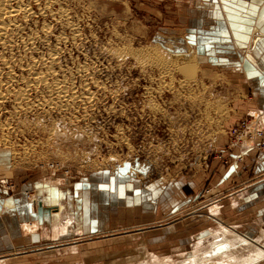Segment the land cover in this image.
<instances>
[{
    "label": "rangeland",
    "instance_id": "rangeland-1",
    "mask_svg": "<svg viewBox=\"0 0 264 264\" xmlns=\"http://www.w3.org/2000/svg\"><path fill=\"white\" fill-rule=\"evenodd\" d=\"M26 3L30 9L19 17L25 23L21 34L35 44L17 41L7 52L0 48V71L8 72L6 59L16 77L0 93L29 89L24 101L37 109L17 114L11 97L0 108V149L8 153L10 147L17 155L14 165L10 153L0 156V199L22 195L25 202L54 182L73 192L85 183L125 188L123 204L112 211L115 217L102 218L101 233L55 243L48 237L19 238L0 212V264H154V256L163 261L159 264H183L196 250L209 247L220 225L248 238L262 234L264 212L256 192L237 208L222 204L217 217L207 212L212 202L193 198L187 208L155 218L151 197L138 198L162 180L172 182L178 175L194 179L201 171L202 184L209 188L216 170L227 165L226 151L237 147L233 130L248 123L239 145L246 135L257 139L263 132L264 111L243 118L239 114L253 102L249 80L237 78V69L207 64L185 33L186 19L175 16L184 2ZM210 63L218 62L213 57ZM43 72L48 85H33ZM58 82L65 96L59 100L53 93ZM227 134L229 143L223 139ZM35 183L43 185L36 189ZM180 201L177 207L184 205ZM50 227L44 222L39 231Z\"/></svg>",
    "mask_w": 264,
    "mask_h": 264
},
{
    "label": "crops",
    "instance_id": "crops-1",
    "mask_svg": "<svg viewBox=\"0 0 264 264\" xmlns=\"http://www.w3.org/2000/svg\"><path fill=\"white\" fill-rule=\"evenodd\" d=\"M172 2L176 6L178 5L177 2L185 3V6L180 7L175 16L182 15L186 19L183 22V29L188 36L194 38L196 50L201 52L200 55L206 59V63L210 66H225L226 68L237 69L238 72L240 71L237 78L241 79L243 77L249 80L251 85L249 94L253 97L252 108L247 106L246 110H241L239 114L242 118L245 115L251 117L252 112L250 111L257 110V112L260 111L262 113L264 111V76L255 71L249 62L248 56L252 55L254 59L256 58L264 65V41H258L260 36H254L255 30L260 31L264 35V0H172ZM213 57L217 59L218 63H210ZM244 86L247 85L244 84ZM263 114L264 112L261 115ZM261 119L264 123V116H261ZM261 129L264 133V127ZM245 138L246 140L241 145L230 152L226 151L227 165L223 164L221 169L216 170L217 177L211 182L212 184H210L209 188L202 184L205 172L201 171V173L196 174L197 176L194 179L178 175L172 182H164L162 180V182L156 183L153 189L149 188L148 191H143L142 194H139V200L141 195L151 197L150 200L155 205V218L160 215H167V212H177V209H182L183 206L187 208L193 198L203 200V202L207 200L212 202L211 206L217 205L220 213V209L227 203L232 205L230 206L231 208L240 206L242 204L240 201L253 192L260 194L259 204L264 208V195L262 194V191H264V147H261L264 144V135L257 139H255L256 137L250 138L247 135ZM223 139L225 143L228 142L230 140L229 134ZM240 154L244 155L240 157ZM218 161L216 164L214 163V168L219 164ZM42 185V183H35L34 188L38 189ZM115 186L113 188L107 183H85L84 185L82 184L83 188H78L77 190L79 191L73 192L72 189L69 190L59 183L61 189L58 187L59 190H56L63 193L61 198L67 202L65 208L69 213L74 208L72 203L75 206L80 203L79 211L82 214L83 237L90 233L93 235L101 233L103 217H115L116 214H112V211L116 210L117 212L120 209L119 206L123 204L122 194L125 188H117V184ZM187 188L191 193H187ZM113 189H115L114 193ZM41 190L39 188V191ZM225 194L227 195L224 196ZM35 197L41 200L42 197L48 198L49 194L48 191L43 189L40 195L37 194ZM50 198L55 200L59 197L52 198L51 196ZM31 199L32 197L30 199L25 198V202H23L22 195H12L11 198L5 199L1 198V217L6 222L9 220L12 226L15 225L14 228L17 229L16 233H19V238L24 237L30 241L43 237L50 239L51 231L46 232V230H43L40 232L39 230L40 225L44 224V222H49L51 225L53 220L50 217H46L44 212L40 218L38 215L39 210L35 211L34 204L39 206L41 202L37 201V203L36 200L33 202ZM178 199L181 200L180 202L184 201V205L180 204V207H177ZM68 201H71V203ZM222 204H224L223 207H221ZM263 208L260 209L261 214L264 212ZM27 222H37L39 228H37L36 234L25 237L21 233V225ZM261 225L262 232L264 230V214L261 216ZM71 230L70 235L66 237L79 235L73 227ZM254 237H264V231L260 236L255 234L252 239ZM249 238H251L250 235ZM8 243L9 246L13 245L10 242V238H8Z\"/></svg>",
    "mask_w": 264,
    "mask_h": 264
},
{
    "label": "bare ground",
    "instance_id": "bare-ground-1",
    "mask_svg": "<svg viewBox=\"0 0 264 264\" xmlns=\"http://www.w3.org/2000/svg\"><path fill=\"white\" fill-rule=\"evenodd\" d=\"M26 2L27 0H0V48H2L4 52L5 51L7 52V50H11L12 46H14V44L17 41H20L21 43L30 42L32 44H35L34 38H32L31 36H24L21 34L22 31L24 30L23 27L25 23L24 24L20 23L19 17L21 16L22 13L23 14L29 13L28 9H30L29 4ZM28 2L30 3V0H28ZM254 36H260L258 41L264 40V35H262L260 31L255 30ZM17 37H19V39L16 40ZM27 45H29V43H27ZM4 62L6 64V69L8 70V72L4 73L0 71V89L3 85L9 86L10 84V87H12V85L16 81V77L13 73V65H11L9 62L6 63L7 62L6 59H4ZM249 62L251 63L253 67L257 68L261 72V74L264 76V71L258 67L257 62L254 60L252 56H249ZM31 75L32 77L34 76V74H31ZM3 76H5L6 80H3ZM47 81H48V76L46 73L43 72L41 73V76H38L37 78H35L34 81H32V84L35 85L37 83L36 85L38 84L48 85ZM60 84H62V82H58L56 86ZM33 90H34V87H32L31 85L30 91H33ZM53 90H54L53 93L56 95V98L58 100L65 98V96L61 94L63 90L62 86H58L54 88ZM28 91L29 89H26L23 91L22 90L20 91L10 90V93L13 95L9 94L8 96H4L0 93V108L2 109L5 108L3 104L5 103L4 101L8 100L11 97L13 98L12 100L14 102L13 103L14 111L17 114H24V112L27 113V111L28 112L32 111L34 107L32 105L33 102L25 103L24 101L28 99L27 98ZM15 129H18V128L15 127ZM259 133H261V131H258L256 135H258ZM0 148H2V146H0ZM7 148L8 146L4 147V149H7ZM9 148H8V153L0 149V156L3 155V157H5V155L8 156L7 154L10 153V157L8 156V159H10V161H12V165H14L15 163L13 162V160H14V157H16L17 155L16 153H13V151L10 152ZM1 151L4 152V154L1 153ZM58 186H59V183L54 182V184L52 185L49 184L48 186H45L46 188L42 187V190L44 189L48 191V194H49L48 198L42 197V199L39 200L38 197L34 196L31 199V201L33 202H35L34 200H36V202L40 201L41 203L39 207L41 205L43 206L42 208L44 210L43 211L44 215L48 218L50 217L53 220V223L51 224L52 234L50 237V240L52 241V243L57 242V240L58 242H60L66 236L70 235L71 233L70 231H72L71 230L72 227L74 228L75 232L79 234L78 236L83 237V231H82L83 221L81 217L82 214L79 211L81 207L80 203L77 206L74 205L72 212L69 213V211H67L65 208L67 206V202L64 201L63 198H61L63 193L61 191L57 192L56 190L58 189ZM51 196L52 198H56V197H59V198H56L55 200H53L50 198ZM71 201H68V202L71 203ZM218 209H219L218 206L214 205L210 207L207 212H211L210 213L211 215L217 217L219 215ZM54 216L56 217L54 218ZM219 227H220L219 229L221 232L219 233V235L214 236L213 240L209 241V247L208 248L204 247L203 249L200 248L196 250L194 254L189 255L182 260L184 261L183 264H258V263L263 262L264 260V237L262 238L258 237L256 239H252V238L244 237L238 232L234 233L227 227H224L221 225ZM37 228H39V225L37 222H34V223L27 222L21 225V233H23L25 237H28V235L36 234ZM74 247L69 249V251L75 254L76 252L74 251L76 250ZM153 258H154V261H153L154 264L155 263L159 264L163 262L161 261L160 258L158 259V257L156 258L154 256ZM0 261L1 263H3L4 260L1 259Z\"/></svg>",
    "mask_w": 264,
    "mask_h": 264
},
{
    "label": "built area",
    "instance_id": "built-area-1",
    "mask_svg": "<svg viewBox=\"0 0 264 264\" xmlns=\"http://www.w3.org/2000/svg\"><path fill=\"white\" fill-rule=\"evenodd\" d=\"M248 130H249L248 129V123H244V122H243V125L240 129H234L233 130L234 141L232 143H234L235 147L239 145L238 143L241 141L240 137L242 136V134ZM263 135H264V133L261 132L257 135V137L259 138Z\"/></svg>",
    "mask_w": 264,
    "mask_h": 264
},
{
    "label": "water",
    "instance_id": "water-1",
    "mask_svg": "<svg viewBox=\"0 0 264 264\" xmlns=\"http://www.w3.org/2000/svg\"><path fill=\"white\" fill-rule=\"evenodd\" d=\"M42 207H43L42 205L39 207V212H38L39 217L43 214L44 211Z\"/></svg>",
    "mask_w": 264,
    "mask_h": 264
},
{
    "label": "snow or ice",
    "instance_id": "snow-or-ice-1",
    "mask_svg": "<svg viewBox=\"0 0 264 264\" xmlns=\"http://www.w3.org/2000/svg\"><path fill=\"white\" fill-rule=\"evenodd\" d=\"M0 159H2V157H0Z\"/></svg>",
    "mask_w": 264,
    "mask_h": 264
}]
</instances>
